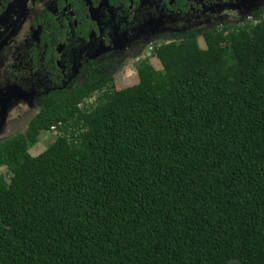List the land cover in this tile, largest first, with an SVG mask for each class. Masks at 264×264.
Returning <instances> with one entry per match:
<instances>
[{"label":"trees","instance_id":"obj_1","mask_svg":"<svg viewBox=\"0 0 264 264\" xmlns=\"http://www.w3.org/2000/svg\"><path fill=\"white\" fill-rule=\"evenodd\" d=\"M180 37L0 139V264H264V21Z\"/></svg>","mask_w":264,"mask_h":264},{"label":"flooded vegetation","instance_id":"obj_2","mask_svg":"<svg viewBox=\"0 0 264 264\" xmlns=\"http://www.w3.org/2000/svg\"><path fill=\"white\" fill-rule=\"evenodd\" d=\"M261 21L264 0H0V133L57 92L116 88L165 41Z\"/></svg>","mask_w":264,"mask_h":264},{"label":"rangeland","instance_id":"obj_3","mask_svg":"<svg viewBox=\"0 0 264 264\" xmlns=\"http://www.w3.org/2000/svg\"><path fill=\"white\" fill-rule=\"evenodd\" d=\"M166 42V41H165ZM198 43H201L198 40ZM149 62H151V64L156 68V69H161L162 66L160 65V63L157 61L156 57L151 54ZM131 63V62H130ZM125 72V74H122L121 77L118 78L116 84L117 87L116 89H122L124 87L127 86H132L134 84H137L139 82V77L137 75V71L135 70L134 67L128 66L127 69L123 70ZM97 97H98V93H94L93 96L89 99H87L84 103H83V107H89L90 105H94L97 102ZM17 116V115H16ZM32 118L31 117H18L14 120L13 124H11L10 129L11 131L8 132H2L0 133V138H4L6 136L15 134L17 132L20 131H25L28 125V121ZM57 130H52L49 133L44 134L41 137L40 142L34 147L33 151H32V155H37L39 154L41 151H43L50 142H52L54 135L57 134ZM0 172L3 173L5 179L9 180L10 174L9 172H7L4 168H0Z\"/></svg>","mask_w":264,"mask_h":264},{"label":"clouds","instance_id":"obj_4","mask_svg":"<svg viewBox=\"0 0 264 264\" xmlns=\"http://www.w3.org/2000/svg\"><path fill=\"white\" fill-rule=\"evenodd\" d=\"M52 130H55V129H52Z\"/></svg>","mask_w":264,"mask_h":264}]
</instances>
